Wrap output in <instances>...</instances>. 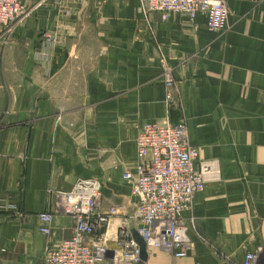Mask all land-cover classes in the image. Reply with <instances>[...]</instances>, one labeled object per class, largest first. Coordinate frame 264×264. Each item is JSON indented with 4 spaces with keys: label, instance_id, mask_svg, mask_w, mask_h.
I'll return each mask as SVG.
<instances>
[{
    "label": "crops",
    "instance_id": "crops-1",
    "mask_svg": "<svg viewBox=\"0 0 264 264\" xmlns=\"http://www.w3.org/2000/svg\"><path fill=\"white\" fill-rule=\"evenodd\" d=\"M22 2L29 14L11 41L0 36V264H42L72 236L56 192L79 177L102 181V212L131 214L122 174L142 125L162 120L184 122L197 165L219 175L184 214L188 255L152 248L143 264H243L264 252V0H227L225 30L203 13L162 20L144 0ZM122 222L111 218L112 240Z\"/></svg>",
    "mask_w": 264,
    "mask_h": 264
},
{
    "label": "built area",
    "instance_id": "built-area-1",
    "mask_svg": "<svg viewBox=\"0 0 264 264\" xmlns=\"http://www.w3.org/2000/svg\"><path fill=\"white\" fill-rule=\"evenodd\" d=\"M146 8L168 20L173 14L194 20L206 16L211 30H225L229 9L224 0L215 5L209 0H144ZM29 11L22 0H0V29L3 43H8ZM165 101L175 100V81L165 80ZM184 122L170 120L145 122L136 139L137 162L122 177L131 183L134 211L124 213L123 206L101 211L103 183L96 177H79L70 190L58 191V204L75 220L73 234L61 239L45 255L42 264H143L145 250L164 249L175 257H185L193 246L184 214L198 192L219 175L217 166L202 161L199 151L186 139ZM121 215L115 239L107 234L112 217ZM41 231L49 234L54 218L52 210L39 214ZM134 224V226L132 225ZM243 264H264V252H248Z\"/></svg>",
    "mask_w": 264,
    "mask_h": 264
},
{
    "label": "water",
    "instance_id": "water-1",
    "mask_svg": "<svg viewBox=\"0 0 264 264\" xmlns=\"http://www.w3.org/2000/svg\"><path fill=\"white\" fill-rule=\"evenodd\" d=\"M138 239H139V241H140V243H141V245H142V249H143V252H142V254H143V258L145 259L146 258V254H147V252H146V250H145V245H144V243H143V241L138 237Z\"/></svg>",
    "mask_w": 264,
    "mask_h": 264
},
{
    "label": "clouds",
    "instance_id": "clouds-1",
    "mask_svg": "<svg viewBox=\"0 0 264 264\" xmlns=\"http://www.w3.org/2000/svg\"><path fill=\"white\" fill-rule=\"evenodd\" d=\"M209 2L213 3L214 6L219 4V0H209Z\"/></svg>",
    "mask_w": 264,
    "mask_h": 264
},
{
    "label": "rangeland",
    "instance_id": "rangeland-1",
    "mask_svg": "<svg viewBox=\"0 0 264 264\" xmlns=\"http://www.w3.org/2000/svg\"><path fill=\"white\" fill-rule=\"evenodd\" d=\"M224 2L226 3V5H227V7H228L229 5H228L227 0H224ZM145 7H146V6H145ZM227 27H228V26H227ZM227 27H226V28H227ZM12 40H13V39H12ZM10 41H11V39H10ZM10 43H11V42H10Z\"/></svg>",
    "mask_w": 264,
    "mask_h": 264
}]
</instances>
